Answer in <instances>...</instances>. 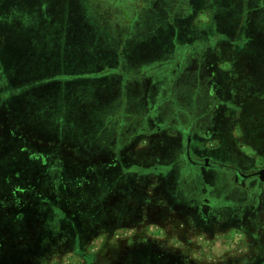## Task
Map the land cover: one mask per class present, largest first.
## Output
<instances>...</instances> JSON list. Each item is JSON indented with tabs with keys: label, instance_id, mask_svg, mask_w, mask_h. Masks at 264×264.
Wrapping results in <instances>:
<instances>
[{
	"label": "rangeland",
	"instance_id": "rangeland-1",
	"mask_svg": "<svg viewBox=\"0 0 264 264\" xmlns=\"http://www.w3.org/2000/svg\"><path fill=\"white\" fill-rule=\"evenodd\" d=\"M114 1L111 0L107 4H112L115 12L119 11V7L130 8L127 20L124 16L119 17L117 13H114V17L110 12L109 15L108 5L105 6L104 0H3L0 3V32L10 34V40L0 56L5 62L3 74L0 73V172L3 173L1 177L13 182L15 196L14 201L6 199L8 201H5L6 203L14 204L16 197L29 188L51 186L49 179L46 180L45 157L58 154L66 163V168L71 166L76 168L83 158L87 160L92 156L90 151L85 152L82 148L83 139H86V133L92 126H87L91 118L83 120L78 118V111L81 108L84 110L80 100L86 101V111L93 110L94 113L97 105L108 109L115 93L112 96L111 88L105 94L89 91L92 85L105 82H108V85L114 84L113 76H102L98 80L88 75L91 76L92 73L103 69V64L107 60L117 62L122 59L130 63L142 64L162 60L172 54L176 43L184 41L182 36L188 31L190 22L198 15L195 20L197 25L194 26L200 29L205 27L207 37L204 39L205 44L190 47L192 55L187 62L193 69L194 75L197 72V75H200V71L205 69L206 74L219 76L216 84L220 96L223 95L220 83L223 85L226 80L231 83L232 89L235 88L232 91L234 94L240 92L239 86L243 81L248 82L250 88L254 87L264 93V0H248L242 7L238 0L217 2L212 0L210 3L214 5L215 23L212 29L210 25H203L201 22L206 15V12H201L205 7V0H187L191 10L184 18L173 13V5L177 0H116V3ZM106 7L107 13L103 15L102 9ZM8 9L9 12L17 13L11 23L2 17L3 11ZM117 20L121 24L127 21L133 22V29L128 37L122 29L112 32L110 26L117 23ZM201 31L205 32V29ZM196 43L197 41L194 42ZM217 46H220L221 53L216 54L214 51L216 49L214 47ZM178 63L175 61L173 64L175 66ZM234 65L237 67L233 71ZM235 70L240 72L238 74L240 77L234 75ZM244 72L248 79L243 77ZM190 76L183 85L188 103L194 96L198 97V100L202 98V93L199 91L201 87L198 85L200 76H196V79H190ZM173 77L175 75L169 76L168 82ZM125 80L132 84V88L124 90L126 99L129 95L131 102L137 101V97L145 92V86L135 88L133 82H136V78L132 77L131 72H128ZM168 82L165 88L167 86L172 88L171 83ZM193 85L194 88L196 87L194 94L191 90ZM92 95L95 97V100L93 99L95 102L91 99ZM163 96V94L158 95L156 102L160 103ZM207 101L210 102L207 103L210 112H213L211 109L214 110V106L217 108L221 104L218 99ZM196 102L194 106L189 107L195 119L202 117L203 112L207 114L206 109ZM197 106L198 109L195 108ZM175 107V104L171 105L174 112H176ZM218 112L219 109H216L215 114ZM169 114L173 116V112ZM10 119L14 128H11L7 121ZM55 119H61L60 122L64 123L55 127L53 123ZM219 120L223 122L222 126L218 125ZM219 120L213 127L207 128L201 124L196 126L197 134L194 136L195 141L191 148L196 154L194 157H197L202 164L203 159L208 158L214 165L227 163L235 165L238 169L242 167L264 169V135L259 134L257 129L246 128L247 130L243 131L242 128L234 126V120L227 111H222ZM102 129L103 126L97 128L101 134ZM107 134L101 135L100 140H111L113 132L109 131ZM209 136L210 141L207 140ZM182 144L186 146L188 143L186 141ZM71 147L73 149L76 147L78 151L72 150ZM101 148L94 150L98 151ZM180 162L185 165V161ZM98 168L101 170L103 167L98 166ZM186 174L187 177H191L190 172ZM198 181L196 187L200 184L202 187V180ZM62 182L59 186L53 184L58 190L53 192L55 196L64 194L65 184L69 189L76 186L83 195H88L90 192L82 189L75 176L68 177L64 173ZM209 182L213 185L212 181L206 183L210 184ZM229 182L234 183L231 180ZM197 194L200 195L201 200L210 197L200 192ZM28 196L31 198L30 194ZM179 204L178 202L175 205L179 208L178 218L160 216L157 220L159 224L155 226L150 224L152 227L148 231L159 237H163L166 233L172 237L176 236L181 241L175 238L173 240L175 245H184L203 252L205 256H209L210 252L216 257H222L228 250L227 246L238 245L236 243L238 237L233 231L223 232L226 228L219 226L220 221L217 222V219L215 221L216 216L208 215V208L197 211L196 206L187 208L186 205ZM11 224L10 226L17 227L16 221ZM114 224L115 229L141 225L133 220L123 223L117 221ZM27 227L29 226L25 222L23 228ZM88 227L85 233L88 238H83V245L91 240L88 236L91 225ZM23 228L20 231L22 234ZM8 232L13 238V232ZM21 233L19 234L22 235ZM125 233L121 230L115 236ZM9 234L0 242V264H81L82 261H87L83 256L89 259L91 257V263L97 264L106 253V249L101 248L107 237H100L97 238L92 249H77L81 250L82 256L76 254L75 249H70L72 244L69 242L66 249H54L53 252H57L55 255L51 254L53 253L51 250L48 252L49 249L44 254L41 252L43 249H36L35 256L26 260V250L18 252L15 246H9L10 242L7 241ZM135 241L138 242V239ZM154 249L145 246L132 251L131 264H177L172 258H162ZM249 251L252 255L251 260H255V264H260L258 262L261 257L264 260V249H249Z\"/></svg>",
	"mask_w": 264,
	"mask_h": 264
},
{
	"label": "crops",
	"instance_id": "crops-1",
	"mask_svg": "<svg viewBox=\"0 0 264 264\" xmlns=\"http://www.w3.org/2000/svg\"><path fill=\"white\" fill-rule=\"evenodd\" d=\"M2 1L3 0H0V3H2ZM214 1L217 2L219 0ZM238 1L241 7L248 2V0ZM109 2H111V0H104L105 6ZM114 2L116 3V0ZM205 2V7L201 12H206V15L201 22L203 25H210L212 29L215 25L213 21L214 6L213 8L211 7L210 2H212V0H205ZM107 5L108 13L110 12L112 17H114V13H117L119 17L124 16V19L127 20V13L130 9L129 7H119V9L115 7V9L119 10L118 12H115L112 4ZM247 6H245V8ZM105 9L106 11L104 12ZM190 10L191 6L187 0H177L173 5V13L180 18L187 17ZM4 11L2 17L11 23L13 17L6 15L8 14V11ZM222 12L224 14V11ZM102 13L103 15L107 13V7L102 9ZM195 20L190 22L187 27L188 31L182 36L184 41L176 43L172 54L165 56L162 60L146 64L139 62L130 63L127 60L122 59L117 62L107 60L103 64L104 68L94 73L96 75L94 79L98 80H100L99 78L102 76H113L114 84L108 85L109 83L105 82L103 84L92 85V93L99 92L105 94L106 91L111 88V94L113 96L115 93V96L113 97L112 102H109L112 105L109 104L108 109L101 108V105H97L96 109H94V113L93 110L90 111L91 120L88 122L89 125L87 126H92V128L90 133H86L85 138L94 137L100 139L104 136V133L108 135L107 133L112 131L114 134L112 139L106 140L107 142H110L109 148L102 147L101 150L99 149L98 151H95L93 147L88 150L83 146V150L85 152L90 151L92 156L87 160H83V158L76 168L71 166L66 169L65 162L63 159L59 158L60 156L58 154L45 157L44 163L51 168L50 172L59 173L58 175L60 178L65 171H69L71 175H74L76 179L80 181L79 183L84 191H91L93 188H98V184L102 183L104 180L110 182L113 179V182H115L116 180H119L117 175H122L123 178H138L140 179L139 184H142V186L144 185L143 182L147 180L159 181L160 179L169 184L167 186L170 190V197L181 205H186L187 208H189V206H196L197 211H202V208H207L206 205H212V208L209 209L208 215L217 217H215V221L216 219L218 220L217 222L220 221L219 226L226 228L223 232L233 231V234L238 237V241L236 242L238 245L236 247L227 246L228 250L222 255V257H216L210 252L209 256H205L203 255V252L194 249L189 250L188 253L190 260L192 261L214 263L217 261H224L229 255L243 257L249 252V249H264V182L259 180L257 183L259 191H261L260 194L254 192L247 195L245 192L239 190V185L235 183L231 184V182H229L231 180L230 177L228 180L227 172L222 169V166L231 168L235 167V165H229L227 163L214 165L210 159L204 158V165L199 168V165L196 167L193 163H190L186 157L185 150L187 149V145L185 146L182 142L186 143L187 141L188 143L189 139L187 140V138L189 137H186L178 130L181 129V131H183L186 127L192 125L196 127L198 124L207 128L213 127L216 125L217 120L220 119L216 118V109L223 108L224 111H227L226 109H228V107H225L223 104H219L217 108L214 106V110L211 109L213 112H210L209 106L207 107V103H210L207 101L208 99H214L216 101L217 99L219 101L223 100L216 84L219 80V76L208 75L205 73V69L200 71V75H197L198 72L194 75L193 69L187 62L190 55H192V49L190 47L192 45L196 46L198 44H205L204 39L207 37V29L205 27L200 29L198 26H194V24L197 25ZM218 21L220 23L221 19ZM119 22L120 21L117 20V23L111 24L110 28L112 32L115 29L117 31L122 29L124 33L126 32V37H128L133 29V22L127 21V23L124 22L125 24ZM115 24L117 26H115ZM202 29H205V32H202ZM123 31H121V33H123ZM9 37V32H0L1 41H3L5 45L8 44V41L10 40ZM196 41L197 43L194 44ZM219 47H214L216 48L214 49L216 54L222 52ZM175 61H178L179 63L174 66L173 63ZM202 71H204V73H202ZM102 72L104 75H99ZM128 72H131L132 77L136 78V82H133L135 88H139L141 85L146 88L145 92L137 97V101L133 102H131L132 100L130 101L131 98L129 95H127L126 99L124 93V90L127 88H132V84L125 80L127 79ZM168 74H170L169 76L175 75V77L169 82ZM189 75H191L190 79H196V76H200L198 85L201 87V90L199 89V91L202 93V98L201 100H198V97L194 96L188 103L187 98H185L186 92L183 90V85L185 84V80L189 79ZM167 82L171 83L172 88H168V86L166 87L167 89L165 88ZM157 88L159 89L158 91ZM195 88L193 85L191 88L193 91L192 94L195 93ZM164 93H168V95H165ZM161 94L165 97L163 96L160 99L162 101L157 103L155 99ZM92 97L93 95L91 96V99L95 100V97ZM197 100L198 102H196ZM195 102L196 104H201L203 109H206L207 111L206 115V112H203L202 117H197V119L194 118L192 111L189 109V107L194 106ZM174 104L176 105V112L171 108V105L174 106ZM180 105L182 106L180 107ZM183 105L185 106L183 107ZM81 106L84 107L85 105L81 104ZM239 107L242 108L241 106ZM239 107L234 110V122L237 120ZM85 108L86 107H84V109ZM195 108L198 109V106ZM171 112H173V116H170L169 113ZM77 114L79 116H77L78 118L81 120L84 119L82 117V108ZM218 115L222 116V112ZM60 120L61 119L53 121L55 127L64 123H61ZM7 121L11 128H14L12 126V120L10 119ZM218 125L222 126L223 122L221 123L219 120ZM100 126H103L102 134L97 130ZM10 132L12 133L13 131ZM195 134L196 132L192 136L190 151L192 160L197 161V157H194L196 154L191 149L192 144L195 141ZM10 136L12 135L10 134ZM207 140L210 141V136ZM103 149L105 152L102 151ZM72 150L78 151L76 147ZM206 159L209 160L208 164H206ZM182 160L185 161V165L180 164V161ZM98 166H102L103 168L100 170ZM242 168V170L250 169L245 167ZM189 172L191 173V177H187L186 173ZM1 174L3 173L0 172V187L8 185L13 189V185L11 184L13 182L1 177ZM196 175L197 177H195ZM198 180H202V187H200L201 184L196 187V181ZM208 181H212L213 185L210 182V184L206 183ZM252 186L253 184L250 185V187ZM208 188L215 189L218 192L211 194V190L208 192ZM197 192H200V194H208L210 197L201 200L200 195H198ZM236 193L239 195H236ZM111 220L115 221L117 219L113 216L111 217ZM142 220L143 222L148 221L144 219ZM155 225L157 224H154L153 226ZM150 227H152V225L144 224L138 228L129 226H123L116 229L113 228L114 232L109 240H130L137 233L145 234L146 237L150 239H167L169 236L167 233L163 237L152 235L148 231ZM121 230L126 233L120 236H115L116 233ZM100 237L107 236L106 234L97 236V238ZM170 237L168 245H166L167 249H192L184 245H175L173 240L175 238L178 239V237ZM97 238L90 241L86 247H81V249H92ZM178 241L180 242L181 240L178 239ZM260 254H262V251ZM90 259L92 258L90 257ZM81 264H88V262L82 261Z\"/></svg>",
	"mask_w": 264,
	"mask_h": 264
},
{
	"label": "trees",
	"instance_id": "trees-1",
	"mask_svg": "<svg viewBox=\"0 0 264 264\" xmlns=\"http://www.w3.org/2000/svg\"><path fill=\"white\" fill-rule=\"evenodd\" d=\"M213 6L214 5L211 7L213 8ZM21 14L26 15L27 13L21 12ZM6 15L14 17L17 16V13L14 11L9 12L8 9V14ZM5 46L6 45L0 38V56ZM236 64L238 65V63ZM237 65L232 66L233 71ZM4 67L5 62L0 57V73L2 74ZM104 73L107 74L106 72ZM239 73V71L235 70L234 75L240 77V75H238ZM102 74L103 72L99 75ZM95 76L94 73H92L91 76L88 75V77H92L93 79ZM243 77H246L245 72L243 73ZM230 85L231 83L227 80L223 85L220 83L223 89V95L221 96L223 100L220 102L221 105L223 104L225 107H228L226 110L231 119L234 118V110L239 106L242 107H239L237 120L234 122V126L242 128L243 131L247 130L246 128L250 130L251 128L252 130L257 129L259 134L264 135V93L254 87L250 88L248 82L243 81V84L239 86L240 92L234 94L232 91L235 90V88L232 89ZM89 91L92 92L91 89H89ZM80 103L87 108L86 101L80 100ZM86 108L83 110L82 117L84 119H90L91 110L86 111ZM222 111H224V109L219 108L216 118L219 119L222 117L218 115L221 114ZM179 130L182 133L181 129ZM87 133H90V131H87ZM83 142V146L88 150L92 147H110V142L101 141L94 137L83 139ZM71 149H73V147H71ZM64 164L66 165V163ZM50 169L51 168L46 165L45 175H47L46 180L48 181L49 179L51 183L50 187L37 186L29 188V190L20 193L19 197H16V202H14V204L5 202L7 200L14 201L15 196L13 195L14 190L12 187L8 185L0 187V242L9 234L8 231L13 232V238L12 235L9 234L10 237L9 240H7L10 242L9 246H15L14 248L17 249L18 252L19 250H21V252L26 250V260L35 256L36 249H43L41 252L44 254L47 252V249H49L48 252H50V250L53 252L54 249H66L69 242L72 244L70 249H75V253L82 256L81 250L79 251L77 249H81V247L84 246L86 247L87 244L83 245V238L86 237L85 233L89 228L88 226L91 225L88 233V236L91 237L90 241L96 239L99 235L106 234L107 236L106 242H104L102 248L106 249V253L97 264H131L130 256L132 251L142 249L145 246L155 248V252L162 258H172L177 264H255V260H251V251L243 257L229 255L224 261H217L214 263L190 261L188 258V251L193 249L166 248L171 238L170 236H168L167 239H150L147 238L145 234L137 233L130 239L131 241L125 239L109 240L114 232V223H117V221L123 223L133 220L136 223H141V225H150L159 224L157 220L160 216L171 217V219L178 218L179 208L175 206L178 202L170 197V190L167 186L169 184L159 179V181L147 180L143 182L144 185L142 186V184H139L140 179L138 178H123L122 175H117L119 180L115 182H113V179L110 182L104 180L102 183L98 184V188L91 189L89 195H83L80 192L81 190L76 188V186L69 189L65 184L63 185L65 187V189H63L64 194L55 196L53 192L58 190H56V186H53V184L56 183L58 186L62 185L63 174L60 178L58 175L59 173L50 172ZM65 173L68 177L74 176L67 171H65ZM79 182L80 181H78V183ZM11 184L13 185V183ZM28 194L31 195V198H29ZM51 197L53 199H50ZM188 213H186V216H188ZM113 216L116 217L117 221L111 220ZM142 219L148 221L143 222ZM14 221H16L17 227L10 226ZM25 222L29 227L23 228ZM21 228L24 230L23 234L20 232ZM135 239H138V242H136ZM56 253L57 252H53L51 254L55 255ZM83 257L86 258L88 264H94L91 263L92 261L89 257ZM258 263L264 264L262 257Z\"/></svg>",
	"mask_w": 264,
	"mask_h": 264
},
{
	"label": "flooded vegetation",
	"instance_id": "flooded-vegetation-1",
	"mask_svg": "<svg viewBox=\"0 0 264 264\" xmlns=\"http://www.w3.org/2000/svg\"><path fill=\"white\" fill-rule=\"evenodd\" d=\"M197 127L195 126H190V127H186V129H184L182 131V133L186 136L189 137L187 138L188 140V144H187V149L185 150V154L186 157L188 158V160L190 161V163H193V165H195L197 167V165H199V168L202 167V164L200 161H196V160H192L191 157V151H190V143L192 140V136L193 134L196 132ZM180 131V130H178ZM197 134V133H196ZM221 168V167H219ZM222 169H224L225 172H227L228 175V180L229 177L231 179V181H234L235 184L239 185L238 188H240L239 190L241 192H245V194L250 195L251 193L257 192V193H261V191H259L258 188V182H259V177L257 175H255V173L263 168L260 169H248V170H242V169H238V167H231V168H226L222 166ZM253 184L252 187H250V185ZM211 190V191H210ZM210 191L211 194H214L218 191H216L215 189H210L208 188V192ZM236 195H239L236 193ZM257 195V194H256ZM208 209L212 208V205H206Z\"/></svg>",
	"mask_w": 264,
	"mask_h": 264
},
{
	"label": "water",
	"instance_id": "water-1",
	"mask_svg": "<svg viewBox=\"0 0 264 264\" xmlns=\"http://www.w3.org/2000/svg\"><path fill=\"white\" fill-rule=\"evenodd\" d=\"M208 159H206V164H208ZM259 177V179L264 182V169H261L255 173Z\"/></svg>",
	"mask_w": 264,
	"mask_h": 264
}]
</instances>
